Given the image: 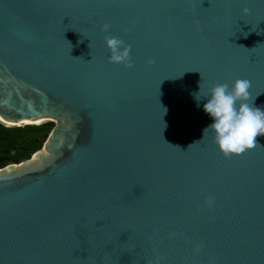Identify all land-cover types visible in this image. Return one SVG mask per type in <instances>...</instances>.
Returning a JSON list of instances; mask_svg holds the SVG:
<instances>
[{
    "label": "water",
    "instance_id": "1",
    "mask_svg": "<svg viewBox=\"0 0 264 264\" xmlns=\"http://www.w3.org/2000/svg\"><path fill=\"white\" fill-rule=\"evenodd\" d=\"M238 78L264 106V0H0V125L54 123L0 168V264H264V136L225 156L192 95Z\"/></svg>",
    "mask_w": 264,
    "mask_h": 264
},
{
    "label": "clouds",
    "instance_id": "2",
    "mask_svg": "<svg viewBox=\"0 0 264 264\" xmlns=\"http://www.w3.org/2000/svg\"><path fill=\"white\" fill-rule=\"evenodd\" d=\"M109 29V25H104L105 32ZM105 43L111 62L129 63L130 66V46L111 35L106 36ZM192 95L197 107L202 103L203 111L211 119L203 130V138L211 132L213 142L225 156L239 155L253 149L257 145L256 137L264 136V106L255 104L260 94L252 97L248 79L238 78L231 86L217 83L203 92L200 82L199 91Z\"/></svg>",
    "mask_w": 264,
    "mask_h": 264
},
{
    "label": "trees",
    "instance_id": "3",
    "mask_svg": "<svg viewBox=\"0 0 264 264\" xmlns=\"http://www.w3.org/2000/svg\"><path fill=\"white\" fill-rule=\"evenodd\" d=\"M54 123L46 120L34 125L5 127L0 125V168L19 163L40 149Z\"/></svg>",
    "mask_w": 264,
    "mask_h": 264
},
{
    "label": "bare ground",
    "instance_id": "4",
    "mask_svg": "<svg viewBox=\"0 0 264 264\" xmlns=\"http://www.w3.org/2000/svg\"><path fill=\"white\" fill-rule=\"evenodd\" d=\"M43 120H37V121H34L35 123H40L42 122ZM32 121H29V122H23V123H31ZM23 123H14V124H6L7 126H10V125H21Z\"/></svg>",
    "mask_w": 264,
    "mask_h": 264
},
{
    "label": "rangeland",
    "instance_id": "5",
    "mask_svg": "<svg viewBox=\"0 0 264 264\" xmlns=\"http://www.w3.org/2000/svg\"><path fill=\"white\" fill-rule=\"evenodd\" d=\"M44 121H46V120H44ZM43 122V121H42ZM41 123V122H40ZM38 124V123H37ZM22 125V124H21ZM5 127H7V126H5Z\"/></svg>",
    "mask_w": 264,
    "mask_h": 264
}]
</instances>
